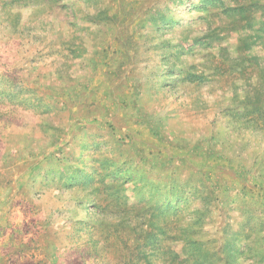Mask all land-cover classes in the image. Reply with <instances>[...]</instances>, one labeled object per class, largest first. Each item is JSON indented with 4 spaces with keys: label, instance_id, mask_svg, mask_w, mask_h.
<instances>
[{
    "label": "rangeland",
    "instance_id": "1",
    "mask_svg": "<svg viewBox=\"0 0 264 264\" xmlns=\"http://www.w3.org/2000/svg\"><path fill=\"white\" fill-rule=\"evenodd\" d=\"M6 188L11 264H264V0H0Z\"/></svg>",
    "mask_w": 264,
    "mask_h": 264
},
{
    "label": "crops",
    "instance_id": "2",
    "mask_svg": "<svg viewBox=\"0 0 264 264\" xmlns=\"http://www.w3.org/2000/svg\"><path fill=\"white\" fill-rule=\"evenodd\" d=\"M3 191L5 193L9 192V195H11L12 189H0V195ZM17 234V221L12 218V215L8 217L0 207V264H11L12 259H14L13 256H16Z\"/></svg>",
    "mask_w": 264,
    "mask_h": 264
}]
</instances>
